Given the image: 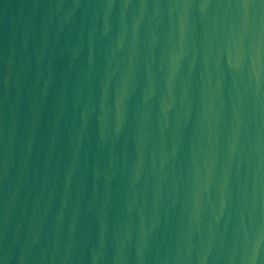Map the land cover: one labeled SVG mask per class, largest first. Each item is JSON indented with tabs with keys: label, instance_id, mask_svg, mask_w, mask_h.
<instances>
[{
	"label": "water",
	"instance_id": "obj_1",
	"mask_svg": "<svg viewBox=\"0 0 264 264\" xmlns=\"http://www.w3.org/2000/svg\"><path fill=\"white\" fill-rule=\"evenodd\" d=\"M0 264H264V0H0Z\"/></svg>",
	"mask_w": 264,
	"mask_h": 264
}]
</instances>
